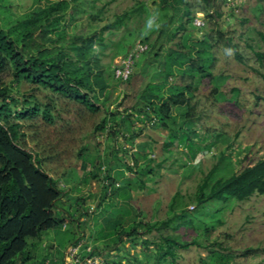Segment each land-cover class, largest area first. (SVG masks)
<instances>
[{
  "label": "trees",
  "instance_id": "trees-1",
  "mask_svg": "<svg viewBox=\"0 0 264 264\" xmlns=\"http://www.w3.org/2000/svg\"><path fill=\"white\" fill-rule=\"evenodd\" d=\"M80 1L56 0L44 8L29 12L11 24L8 18L3 17L2 21L0 20V264H27V260L31 258V255H27L28 239L38 237L43 231L61 223L65 224L64 218L57 213L61 209L59 204L62 199L69 195V189L61 187L59 179L54 178L46 170L45 158L27 146L28 134L24 130L39 118L48 124L55 121L58 113L54 96L74 102L93 113L100 111L103 106L105 113L96 126V131L106 133L107 137H112L117 142L113 145V161L109 160L108 155L102 154L90 159L85 153V147L78 154L82 159L81 166L84 172L79 178L80 182L100 181L103 187L102 204L107 199H112L103 207V213L105 212L108 217L105 219L111 229L97 233L92 231L87 237V241L91 243L85 241L82 234L72 243L83 239L86 244L93 246L94 254L101 255L110 243L115 244L113 249L119 250L117 245L123 243L125 238L128 240L142 238L146 249H149L148 245L151 243L156 246L153 264H176L179 251L190 246L210 250L206 258L201 260L202 264H231L233 255L223 252L225 249L221 243L201 242L199 239L183 240L176 234H165V230L176 232L182 227L202 228L208 239L210 231L224 223L223 217L215 222L213 219L211 222H205L203 218H197L195 213L213 200L228 203L232 199L249 200L256 194L264 196V156L226 177L221 175L220 170L227 157L226 149L231 148L232 143L221 141L218 144L220 150L217 163L198 185L196 192L198 208L194 212H190L186 207H180L182 202L179 193L172 198L170 215L161 220L145 221L142 210L129 202L133 191L146 187L144 176L152 177L163 164L155 163L151 158L153 140L135 141L143 134L145 127L167 130L168 138L164 142V148L170 150L184 145L189 149L188 156L190 155L191 159H195L198 154L204 155L221 139L216 135V142L202 144L205 139L199 140L195 128L197 120L200 119L196 112V102H193L195 91L199 89V83L203 78L215 77L212 73L216 62L215 54L212 52L215 44L212 42V36L205 35L192 43L184 41L181 37L180 41L168 47L166 54L162 55L164 40L172 42L179 32L186 31L188 25L194 21L196 12L187 2L181 10L174 5H168L173 4L169 3V0H161L158 4L159 10L171 6L173 10H177L176 14L180 13V22L176 27L169 28L175 14L170 15V19L163 22V29L152 30L142 40L149 45V49L136 62V67L128 80H118L113 70L114 77L123 86L124 96L121 100L117 98L115 110H112L110 106H106V101L110 97V84L106 67L102 62L103 50L108 47L105 34L121 29L135 13L141 17L146 9L145 4L138 2L133 8L116 15L112 22L97 31L71 34L65 28L62 34L53 37L51 24L59 22L69 6L72 8V17L79 10ZM203 1L209 5L214 2ZM91 4L92 8L98 11L96 15L100 16L110 2L92 0ZM8 9L6 5H2L0 11L6 13ZM213 13L209 12L208 16L213 18L214 15H222L217 11ZM9 15L10 19L12 14ZM96 15L92 17L96 18ZM162 15L165 17L167 14ZM72 23L70 22L69 26H72ZM217 34L219 39L225 40L235 58L243 62L244 58L238 45L233 43L230 37L225 38L221 30L218 29ZM257 34L264 43V33L257 31ZM98 47L99 52L96 50ZM254 53L260 65L264 67V52ZM8 70L13 77L12 85L1 82V75ZM257 72L264 78L261 71ZM173 76H180L189 82L171 83L170 79ZM217 77L223 78L222 75ZM23 82L30 84L33 91L45 90L48 101L41 103L33 93L22 97L15 96L14 84L20 85ZM217 91L218 87L213 93ZM153 118L156 120L152 123ZM137 122L143 123L144 127H138ZM137 129L139 131L136 132ZM118 137H122L121 141ZM124 142L135 147L136 151L132 153H129V149L124 151L121 146ZM127 154L131 155L133 164L127 161ZM141 161L146 162V165L138 170ZM125 169L131 172L130 177L126 176ZM70 178L68 175L67 183ZM106 180L109 184L104 183ZM109 188L111 192L108 194ZM118 198L122 203L114 202ZM75 200V213L78 215L70 214V217H76L81 222V219L88 215L84 209L85 196L75 197ZM223 209L224 207H220L211 213H219ZM154 232L159 235L158 239L148 240L146 235ZM216 244L218 247L214 248ZM260 252H264V248L250 247L243 255ZM140 255H143L146 261L140 262L136 256L132 259L134 264H150L149 256L144 252ZM129 260L119 264H131ZM46 262L48 259H44L42 264H47Z\"/></svg>",
  "mask_w": 264,
  "mask_h": 264
},
{
  "label": "rangeland",
  "instance_id": "rangeland-1",
  "mask_svg": "<svg viewBox=\"0 0 264 264\" xmlns=\"http://www.w3.org/2000/svg\"><path fill=\"white\" fill-rule=\"evenodd\" d=\"M54 1L56 0H0V8L2 5L9 8L6 13L0 11V20L2 21L3 17L8 18L11 24L25 17L29 12L44 8ZM107 1L110 5L100 16H97L98 11L91 6L92 0H81L79 10L73 14L75 19L71 17L72 8L69 6L65 9V15L61 20L53 22L51 28L53 37L62 34L65 28L71 34L97 31L105 24L112 22L116 15L133 8L138 2L145 4L146 9L141 17L135 13L121 29L105 34L108 47L103 50L102 62L106 67L110 84V97L106 101V106L115 110L117 98L121 100L124 93L122 94L123 86L113 75V66L120 62L137 41L144 40L152 30L163 29L162 24L170 19V15L175 14L168 27H176L180 22V13L176 14L177 10H173L171 6H167L165 10H159L160 0ZM225 1L214 0L209 5L203 0H169V3L173 4L168 5H174L181 10L186 2L190 4L192 10L196 12L195 16H202L205 25L196 27L192 22L188 25V29L183 33L179 32L172 42L164 40L162 55L166 54L168 47L180 41L181 37L184 41L192 43L205 35H211L212 42H215L212 49L216 57L212 68L215 77L214 79L206 77L201 80L199 89L195 91L193 102H196V112L200 115L195 128L199 134V140L205 139L202 144L216 142V135H219L221 139L204 155L198 154L195 159H191L190 155L188 156L190 151L184 145L170 150L164 148V142L168 138L167 130L151 126L142 128L143 134L135 141L153 140L151 158L155 163L163 162L161 168L157 169L152 177L144 176L146 187L133 191L129 200L133 206L142 210L145 221L167 218L170 215L172 198L176 193L181 196L180 207H186L190 212L197 210L198 185L204 175L217 163L220 150L218 144L221 141L232 143V147L226 149L227 157L220 170L221 175L226 177L264 156V78L257 72L258 70L264 74V67L260 65L254 53L255 51L264 52V43L257 34V31L264 33V0H246L237 9L228 8ZM215 11L222 15H214L213 18L208 16L209 12ZM162 13L167 15L164 17ZM9 14H12L10 19ZM92 15H96V18ZM70 22H73L72 26H69ZM218 29L222 31L225 38L230 37L233 43L238 45L244 58L243 62L235 58L231 48L225 44V40L219 39ZM96 50L99 52L100 48ZM218 75H222L223 78L219 79ZM147 79L148 77L145 80ZM12 80L9 70L1 75V82L4 84L12 85ZM170 82L184 84L189 81L180 76H173ZM14 87L13 94L17 97L33 93L37 95L41 103L48 101L45 90L33 91L32 86L25 82L20 85L14 84ZM217 87L218 91L213 93ZM54 101L58 116L53 123L48 124L39 118L32 126H26L24 130L28 134L27 146L38 151L45 158L46 170L54 178L59 179L61 187L69 189V195L62 199L59 204L61 209L57 213L64 218L65 224L61 223L43 231L38 237L28 239L27 255H31V258L27 260V264H42L44 259H48L47 264H63L65 251L71 240L85 232L83 239L87 241L92 231L97 233L110 228L106 221L107 214L103 213V207L112 199L109 198L102 204V183L98 180L82 183L79 180L84 173L81 166L82 159L78 155L83 147L86 148L85 153L90 159L102 154L108 155L109 160H114L112 150L113 145L117 144L116 139L96 131V126L105 113L103 106L100 111L93 113L61 97L54 96ZM137 124L138 127H144L141 122ZM121 139L122 137H118L119 141ZM126 159L133 164L130 154H127ZM145 165L146 162L141 161L138 170L143 169ZM125 173L127 177L131 176L129 170L125 169ZM68 175L71 177L69 183L66 182ZM80 196H85L84 209L87 210L88 215L83 218L85 220L78 227V220L76 217L71 218L70 214H77L75 213V197ZM120 200L118 198L114 202H121ZM220 207H224L223 211L211 213ZM90 209L92 212L88 211ZM195 216L203 218L205 222H211L212 219L215 222L223 217L224 223L210 231L208 239L202 228L182 227L176 232L168 229L165 230V234L173 233L188 241L199 239L201 242L221 243L222 248L225 249L223 252L233 255L231 264H264V252L243 255L247 248H264L263 195L256 194L245 201L232 199L228 203L213 200L199 208ZM158 237L159 235L155 232L146 235L148 240H156ZM143 240L142 238L133 240L125 238L123 243L117 245L119 250L113 249L115 244L110 243L101 254L103 258L101 264H119L129 259L131 264H134L132 259L138 256L137 254H139L138 260L145 262L143 255H140L143 252L150 257V264H153L156 246L151 243L148 245L149 249H146ZM87 242L91 243V241ZM99 244L102 243L99 242ZM217 247L216 244L214 248ZM209 253L210 250L207 248L190 246L188 249L179 251L176 264H202L201 260Z\"/></svg>",
  "mask_w": 264,
  "mask_h": 264
},
{
  "label": "built area",
  "instance_id": "built-area-1",
  "mask_svg": "<svg viewBox=\"0 0 264 264\" xmlns=\"http://www.w3.org/2000/svg\"><path fill=\"white\" fill-rule=\"evenodd\" d=\"M246 0H227L226 4L228 8L237 9ZM193 24L196 27H203L205 21L202 16H196ZM149 49V45L142 40L137 41L130 51L120 60V62L113 66L115 77L120 81H126L132 75L134 67L138 59ZM156 118L152 119V123ZM123 150H128L129 153L136 151L129 143H121ZM109 184L108 180L104 182ZM119 185V183H118ZM111 192V188L108 189V194ZM89 211L92 212L90 209ZM65 264H101L103 258L101 255L94 254V248L91 244H86L85 241L79 240L68 246L65 251Z\"/></svg>",
  "mask_w": 264,
  "mask_h": 264
},
{
  "label": "crops",
  "instance_id": "crops-1",
  "mask_svg": "<svg viewBox=\"0 0 264 264\" xmlns=\"http://www.w3.org/2000/svg\"><path fill=\"white\" fill-rule=\"evenodd\" d=\"M100 1H101V2H105V1H107V0H100ZM107 2H108V1H107ZM160 2H161V0H160L158 3H160ZM77 215H78V214H76L75 216H77ZM83 218H85V216H84ZM83 218L81 219V222H83V221L85 220V219H83ZM76 220H77V219H76ZM81 222L78 221V223H77V224H78V227H80ZM82 235H85V232H84V234H82ZM78 236H81V234H79ZM72 241H73V240H71L69 244H71Z\"/></svg>",
  "mask_w": 264,
  "mask_h": 264
},
{
  "label": "clouds",
  "instance_id": "clouds-1",
  "mask_svg": "<svg viewBox=\"0 0 264 264\" xmlns=\"http://www.w3.org/2000/svg\"><path fill=\"white\" fill-rule=\"evenodd\" d=\"M226 1H227V0H226ZM226 1H225V2H226ZM88 211H89V210H88Z\"/></svg>",
  "mask_w": 264,
  "mask_h": 264
}]
</instances>
